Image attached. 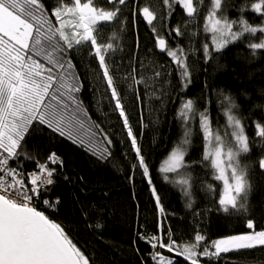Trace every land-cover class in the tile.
<instances>
[{
  "label": "snow or ice",
  "instance_id": "6c2138e0",
  "mask_svg": "<svg viewBox=\"0 0 264 264\" xmlns=\"http://www.w3.org/2000/svg\"><path fill=\"white\" fill-rule=\"evenodd\" d=\"M105 2L107 7L100 0H53L50 5L45 0H0V264H92L90 257L65 228L38 210L34 203L39 200L48 208L59 204L58 198L52 202L41 200V197L50 191L49 186L55 184L54 177L57 169L63 168V160L55 152H49L41 162L30 155L26 147L28 140L37 134L46 135L49 139L63 137L85 146L83 140L73 139L78 128L84 127L81 113L85 112L78 95L82 82L68 56L73 49L87 48L88 56L97 60L106 90L131 138L137 161L132 167L141 169L159 214L166 218L161 196L152 183L149 163L132 132L119 86L112 74L111 54L119 50L116 32L113 31L107 41L101 39L106 26H123L121 6L128 7L129 0ZM135 3L133 0V7ZM161 4V22L170 20L177 6L187 18L183 31L180 24L167 28L169 37L173 33L176 37L187 34L191 40L197 31L188 33V25L203 21V31L210 35L212 46L210 50L208 42L201 45L205 63L212 59L213 52L221 53L229 44L251 40L257 33L260 34L259 42H250L248 47L253 54L256 50H264V0H244L237 9L240 15L236 19L228 16V9L236 7L229 0H209L207 4L205 0H161ZM249 10L261 19L260 24L253 25L244 16ZM137 11L152 26L156 47L171 58L178 70L181 91L187 89L191 83L188 56L195 50L190 48L186 52L179 45L172 48L153 24L158 19L157 13L145 6L132 12L134 19ZM41 56L47 64L38 59ZM135 73L136 69L130 68L122 79L131 81L130 87L138 101L140 88L156 99L163 95L162 92L157 95L155 87L162 75L161 68L154 65L150 76L147 73L137 76ZM219 96V111L226 121L223 127L219 126L218 120L217 126L213 125L207 106L211 101H206L201 111L193 100L181 97L175 119L182 135L161 161L158 172L165 183L180 188L189 199L187 206L191 208L193 173L197 167L210 169L213 180L221 184L215 201L217 210L223 213L246 212L253 183L250 168L244 160L249 158L257 143L264 147V123L253 121L255 138L250 141L234 98L223 91ZM196 131L203 144L199 160H193L189 155ZM104 140L111 145L106 135ZM87 150L102 160L111 155L106 147L101 149L91 143ZM24 161H32L34 170L25 172ZM258 167L264 170V156L259 158ZM203 187L205 191L216 194L213 184H204ZM95 227L99 229L102 225L97 223ZM246 227L250 231L212 241L196 231L193 244L180 246L172 239L170 226L167 229L168 243H164L162 233L165 224L158 221L161 235L148 238L146 242L153 249L157 246L166 248L169 252L183 255L190 264H200V258L218 259L222 253L264 246V230L257 231L252 219L247 220ZM202 242L203 247L200 248ZM151 258L156 264H172L160 252L152 253Z\"/></svg>",
  "mask_w": 264,
  "mask_h": 264
},
{
  "label": "trees",
  "instance_id": "16d2710c",
  "mask_svg": "<svg viewBox=\"0 0 264 264\" xmlns=\"http://www.w3.org/2000/svg\"><path fill=\"white\" fill-rule=\"evenodd\" d=\"M52 2L45 0L49 5ZM208 2L205 0V4ZM100 3L107 7L105 0H100ZM229 3L236 7L228 9V16L231 19L238 18L240 13L237 9L244 0H229ZM132 5L133 0H129L128 7L121 6L123 26H106L101 39L107 41L112 32H116L119 50L111 54L112 74L119 86L118 91L132 132L149 163L152 183L161 196L166 218L158 212L147 178L140 168L132 167L137 161L128 130L106 90L102 70L97 60L88 56L87 48L80 51L73 49L68 53L82 82L78 95L85 110L81 113L84 127L78 128L73 139L83 140L85 146L81 147L79 143L63 137L49 139L46 135L37 134L28 140L26 147L29 154L41 162L49 152H55L63 160V168H58L54 177L55 184L49 187L50 191L42 199L52 202L59 199L51 219L65 228L74 242L90 257L92 264H156L151 258L154 252H160L172 264H190L178 252H169L159 246L153 249L146 240L161 235L158 221L165 224L162 233L164 243H168L167 229L170 226L172 239L180 246L193 244L196 231L205 235L208 241L246 233L250 231L246 227L248 219L254 221L257 231L264 230V170L258 167L259 158L264 156V147L257 143L249 158L244 160L250 168L253 183L246 212L218 211L215 201L221 184L213 180L210 169L201 167H197L193 173L195 181L192 207L189 208L187 205L190 201L180 188L165 183L158 172L161 161L182 135L175 119L176 111L181 97L193 100L201 111L206 101H211L207 106L213 125L216 127L218 120L219 126L223 127L226 121L219 111V93L223 91L233 97L239 106L238 115L245 121L250 141L253 140V121L264 123V107H257L264 106V50H256L253 54V50L248 47L250 42H259L260 34L257 33L251 40L229 44L221 53L213 52L212 59L205 63L201 45L208 42L210 50L212 46L210 35L203 31L202 20L188 25V33L197 31L191 40L187 34L176 37L173 33L169 37V27L180 24L184 30L187 18L179 6L170 20L161 22V0H136L135 7ZM145 6L157 13L158 19L154 23L157 33L168 39L172 48L179 45L186 52L190 48L195 50L188 56L191 83L183 91L178 70L171 58L166 53L161 54L156 47L152 26L146 25L138 11L135 19L132 16L134 10ZM244 16L253 25L261 23V19L250 10ZM38 59L47 64L43 56ZM154 65L162 70L155 87L158 89L157 95L161 92L163 95L156 99L140 88L138 101L130 87L131 81H124L122 77L130 68L136 69L137 76L145 73L150 76ZM105 135L111 140V145L106 144ZM192 141L189 155L193 160H199L203 144L198 131ZM89 143L101 149L106 147L111 155L103 160L97 158L87 150ZM23 166L25 172L35 168L32 161H24ZM204 184H213L216 194L205 191ZM97 223L102 228L97 229ZM200 264H264V246L223 253L215 260L204 258Z\"/></svg>",
  "mask_w": 264,
  "mask_h": 264
},
{
  "label": "built area",
  "instance_id": "2783aa9c",
  "mask_svg": "<svg viewBox=\"0 0 264 264\" xmlns=\"http://www.w3.org/2000/svg\"><path fill=\"white\" fill-rule=\"evenodd\" d=\"M42 197H41V200H43ZM34 203H35L36 207L38 208V210L44 211L45 214L48 215L50 219L52 218V214L54 212V208H48L46 205L42 204L39 200L35 201Z\"/></svg>",
  "mask_w": 264,
  "mask_h": 264
},
{
  "label": "water",
  "instance_id": "95a60500",
  "mask_svg": "<svg viewBox=\"0 0 264 264\" xmlns=\"http://www.w3.org/2000/svg\"><path fill=\"white\" fill-rule=\"evenodd\" d=\"M144 21H145V20H144ZM145 23H146V21H145ZM154 23H155V21L153 22V24H154ZM146 25H147V26H150V25H148L147 23H146ZM160 53L162 54V52H160Z\"/></svg>",
  "mask_w": 264,
  "mask_h": 264
},
{
  "label": "rangeland",
  "instance_id": "374dc122",
  "mask_svg": "<svg viewBox=\"0 0 264 264\" xmlns=\"http://www.w3.org/2000/svg\"><path fill=\"white\" fill-rule=\"evenodd\" d=\"M222 254H223V253H222ZM222 254H221V255H222ZM182 256H183V255H182ZM204 258H207V257H204ZM204 258H200V260H201V259H204ZM214 260H215V259H214Z\"/></svg>",
  "mask_w": 264,
  "mask_h": 264
}]
</instances>
